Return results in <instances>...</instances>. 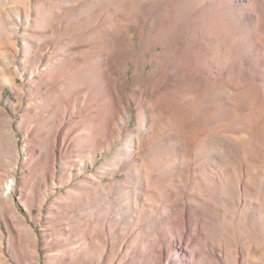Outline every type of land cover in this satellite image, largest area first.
<instances>
[{
	"label": "rangeland",
	"instance_id": "rangeland-1",
	"mask_svg": "<svg viewBox=\"0 0 264 264\" xmlns=\"http://www.w3.org/2000/svg\"><path fill=\"white\" fill-rule=\"evenodd\" d=\"M0 264H264V0H0Z\"/></svg>",
	"mask_w": 264,
	"mask_h": 264
}]
</instances>
